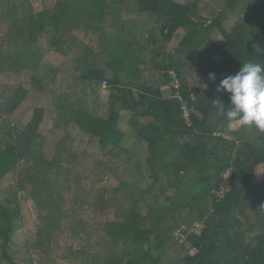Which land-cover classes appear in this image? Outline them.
<instances>
[{
  "label": "trees",
  "instance_id": "obj_1",
  "mask_svg": "<svg viewBox=\"0 0 264 264\" xmlns=\"http://www.w3.org/2000/svg\"><path fill=\"white\" fill-rule=\"evenodd\" d=\"M43 2L37 13L29 0H0V29L8 24L0 74L13 81L0 109V184L19 169L33 182L41 221L33 250L46 251L70 229L72 241L102 235L119 251L103 264H161L172 248L181 251L176 264H264V180L256 181L264 132L241 125L230 131L237 121L214 106L216 99L229 104L227 92H216L221 79L245 62L264 64V0ZM104 81L109 96L101 116L98 97L88 107L89 90ZM122 113L131 115L139 153L122 144ZM143 118L154 121L144 125ZM48 119L54 128H43ZM172 153L178 157L169 162ZM231 161V189L217 201L213 191ZM88 165L121 184L109 190L88 179ZM22 181L0 199L8 264H17L12 243L23 220ZM124 189L132 190L129 209L116 205L115 193ZM85 206L97 217L91 227L79 215ZM183 211L198 212L204 227L185 226L181 242L174 233ZM77 252L87 259L89 249Z\"/></svg>",
  "mask_w": 264,
  "mask_h": 264
},
{
  "label": "rangeland",
  "instance_id": "obj_2",
  "mask_svg": "<svg viewBox=\"0 0 264 264\" xmlns=\"http://www.w3.org/2000/svg\"><path fill=\"white\" fill-rule=\"evenodd\" d=\"M30 3L33 6V9L35 12H41L43 10V0H29ZM181 3H185L188 0H177ZM8 24H5L4 27L0 29V49L2 48V41L3 38L7 34ZM181 34H185L184 30H181ZM6 46L8 44H5ZM5 75V74H4ZM0 74V109H2L4 104V99L6 97L8 84L13 82L11 79L4 78V76ZM76 74H72L70 77H68L67 80V91L71 92V86L73 83V78ZM77 77V75H76ZM177 85V83L175 84ZM204 88H208V85H205ZM96 90V91H95ZM168 93L171 95L172 90H167ZM109 91L107 88H104L103 86L97 90L96 89H90L89 90V104L88 107L93 108L94 107V101L95 98L98 97L100 100L101 105V112L100 115L106 114V107H107V99H108ZM145 122L150 121L149 119H144ZM143 120V121H144ZM54 128L52 120H47V122L44 124L43 128L49 129ZM240 127V124L238 122H233L230 124V131L237 130ZM124 130L127 131V137L126 141L123 142V145L127 148H133L134 146L137 147V150L135 152L139 153V148H141L142 144L137 143V137L135 136V130L133 127L129 125H125L123 127ZM133 131V132H132ZM61 132V131H60ZM96 141L88 142V145H95ZM87 145V146H88ZM137 145V146H136ZM85 148V146H83ZM137 153V154H138ZM146 151L141 155H146ZM134 156H136L134 154ZM178 157V156H177ZM170 161L173 162L175 160L174 156H169ZM124 158H121L119 161L116 160L115 162L118 163L117 165L123 164ZM112 160V159H108ZM102 174H99L97 172L93 173V167L92 165H88L87 172L85 173V176L89 178H97V181H100V185L103 187L108 188L109 190L114 189V187H117L121 184V181L118 179H115L111 176H101ZM24 180V185L26 187L24 192L20 193V202L22 206V212H23V220L19 222L18 229L13 235V243H12V255L17 262V264H82V261L89 264H103L107 259L113 257L115 254L119 253L118 250H111L108 246L105 245L104 241H102V235H94L93 238L89 240L86 236L82 237V243H79L78 241H72L70 235V229H64V236H58V238H55L54 241L51 242V245L46 249V251H39L35 252L32 248V245L35 238V233L37 228L40 226V209L37 207V203L34 198L30 196V192L33 189V182L30 180V178L24 174L23 169H19L17 172H13L10 174L7 178L4 179V181L0 184V192L1 195L0 199H3V197H10L12 188L18 187L21 185V183ZM264 180V166L259 168L257 170L256 174V181H263ZM163 182L168 186L167 178L163 176ZM147 186V185H146ZM131 189H124L121 191H117L115 193L116 197V205H118L121 209H129L132 206V200H131ZM168 192L173 195L172 190H168ZM79 214L81 217H83L88 224L91 226L95 225L97 217L94 212L90 210L88 206H85L82 210H80ZM183 222L180 223L179 228L176 229L174 236H177V232L179 230H183L185 226L187 225H193L195 226L194 229L197 228H203V223H199L196 221V217H198V212L194 211H183ZM199 223V224H198ZM186 229V228H185ZM193 229V230H194ZM70 238L71 242L68 240L67 237ZM102 241V243H100ZM185 241V240H184ZM99 243V245H98ZM86 246L89 249V254L87 255V259L82 256L78 255L77 251L79 248H82L83 246ZM181 253L180 249L178 248H172L169 249V254L165 258V260L161 264H176L178 261L179 254ZM196 250H193L191 254H195ZM86 259V261H85ZM0 264H8V262L3 258L1 250H0Z\"/></svg>",
  "mask_w": 264,
  "mask_h": 264
},
{
  "label": "clouds",
  "instance_id": "obj_3",
  "mask_svg": "<svg viewBox=\"0 0 264 264\" xmlns=\"http://www.w3.org/2000/svg\"><path fill=\"white\" fill-rule=\"evenodd\" d=\"M215 79L214 74H209ZM216 92H227L229 104L214 100L219 114L241 126L255 127L264 132V64L248 61L234 75L220 80Z\"/></svg>",
  "mask_w": 264,
  "mask_h": 264
},
{
  "label": "built area",
  "instance_id": "obj_4",
  "mask_svg": "<svg viewBox=\"0 0 264 264\" xmlns=\"http://www.w3.org/2000/svg\"><path fill=\"white\" fill-rule=\"evenodd\" d=\"M175 84H174V87L178 89L179 88L178 83H177V85H175ZM103 87L107 88V81L103 82ZM183 113H184V118L191 125L190 112H189L188 108L186 107V105L183 106ZM221 135H224L223 137L225 139L229 138V136L227 134L217 133V137H219ZM234 165H235L234 161H231L224 167V170L222 172L223 182L220 185V187L217 188V190L213 191V195H214L215 198H217V201H221V200L225 199L227 197L230 189H231L230 178L232 177V174H233ZM176 237L179 238V240L181 242H184V240H186V236L184 235L182 230H179L177 232V236Z\"/></svg>",
  "mask_w": 264,
  "mask_h": 264
},
{
  "label": "crops",
  "instance_id": "obj_5",
  "mask_svg": "<svg viewBox=\"0 0 264 264\" xmlns=\"http://www.w3.org/2000/svg\"><path fill=\"white\" fill-rule=\"evenodd\" d=\"M109 96V95H108ZM108 100V99H107ZM122 115V119H121V124H120V126H121V128H122V130L124 131V132H126V136H127V131L126 130H124L123 129V127H125V125H129L130 124V120H131V115L129 114V113H122L121 114ZM101 116H104V115H101ZM144 119H149L150 121H147V122H145V120ZM144 120V121H143ZM154 120H153V118H143V119H141L140 120V123L141 124H149V123H151V122H153ZM134 130H135V136L137 137V133H136V129H135V127L133 128ZM133 132V131H132ZM126 141V140H125ZM125 141H123V142H125ZM137 143L138 144H141V141H140V139L137 137ZM123 144V143H122ZM137 146V145H136ZM135 150H137V147H133V151H135ZM174 156L175 157V160L177 159V156L175 155V154H170L169 156ZM168 156V157H169ZM166 158V160L167 161H169V162H171L170 161V158ZM174 160V161H175ZM258 182H262V181H258Z\"/></svg>",
  "mask_w": 264,
  "mask_h": 264
}]
</instances>
